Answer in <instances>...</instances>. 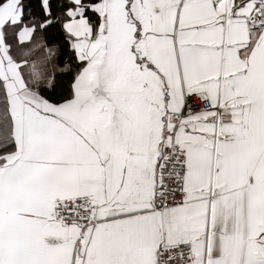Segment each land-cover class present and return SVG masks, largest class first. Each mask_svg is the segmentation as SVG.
Returning a JSON list of instances; mask_svg holds the SVG:
<instances>
[{
    "label": "snow or ice",
    "instance_id": "6c2138e0",
    "mask_svg": "<svg viewBox=\"0 0 264 264\" xmlns=\"http://www.w3.org/2000/svg\"><path fill=\"white\" fill-rule=\"evenodd\" d=\"M0 264H264V0H0Z\"/></svg>",
    "mask_w": 264,
    "mask_h": 264
}]
</instances>
